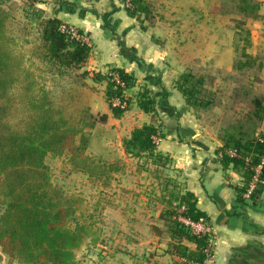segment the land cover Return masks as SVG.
Returning <instances> with one entry per match:
<instances>
[{
    "label": "rangeland",
    "instance_id": "rangeland-1",
    "mask_svg": "<svg viewBox=\"0 0 264 264\" xmlns=\"http://www.w3.org/2000/svg\"><path fill=\"white\" fill-rule=\"evenodd\" d=\"M23 1L10 0L2 5L12 17L10 29L21 33L26 18L22 15ZM78 1L85 4L89 15H97L100 26L105 24L104 29L111 32L114 25L108 22L113 23L112 8L117 5L126 10L131 6L130 0ZM133 6L138 31L141 29L148 34L138 39L134 50L130 46L118 47L116 31L114 39L107 38L109 43L100 41L99 36L98 43L104 46H96L87 32L68 24L76 30L77 40L89 48L85 62L75 72L85 70L88 74L78 82L73 78L72 86H67L65 93L53 90L57 96L55 102L65 105L69 115L87 109L91 117L85 119L95 120L93 127L84 128L90 135L85 153L104 162L108 177H89L76 171L64 155L47 156L46 163L52 183L78 201L75 221L90 232L75 253V264H193L194 261H183L176 253L178 244L189 241L179 242L172 236L175 223L182 224L178 220L179 204L187 187L182 186V169L177 159L168 155L167 160L154 163L150 158L128 155L124 152L123 140L133 128L143 124L157 126L161 122L164 126L178 120L181 125L194 126L186 130L209 148L206 156L210 159L215 148L219 150L223 139H228L230 134H238L243 140L264 134V122L254 116L255 98L260 99L264 108V0H137ZM243 6H249L245 12L240 10ZM250 6L255 8L251 10ZM25 38L23 49L27 56L35 58L32 32ZM143 47L147 48L143 50ZM119 52L135 69L125 67L126 73H134L133 83L123 89L121 103L125 109L119 117H114L109 107L107 78L97 79L96 74L110 75L111 80H116L115 69L125 65ZM159 56L168 63L174 80L180 73L187 72L200 77L198 95L208 100L206 105L179 108L182 99L171 84L173 79L158 82V70L163 63L153 66L151 62H156ZM66 79L69 78L64 75L60 83H65ZM145 89L147 94H157L156 100L178 109L174 113H142L138 99ZM168 91L173 95L160 96ZM111 100L115 104L120 101ZM103 114L105 120L101 119ZM161 137L153 136L155 150L166 152L169 147ZM216 139L220 140V147H215ZM214 157L221 162L220 153ZM203 219L206 224L207 218ZM0 264L18 263L0 252Z\"/></svg>",
    "mask_w": 264,
    "mask_h": 264
},
{
    "label": "trees",
    "instance_id": "trees-1",
    "mask_svg": "<svg viewBox=\"0 0 264 264\" xmlns=\"http://www.w3.org/2000/svg\"><path fill=\"white\" fill-rule=\"evenodd\" d=\"M9 1L0 0V252L18 264H75V253L90 232L75 221L78 201L50 180L46 157L64 155L74 170L89 177H108L104 162L85 153L90 135L84 128L93 127L95 120L85 119L86 116L91 117L87 109L69 115L65 105L55 102L57 96L53 92L60 89L65 93L72 86L73 78L78 82L87 76L88 71H75L82 67L89 48L61 30L62 26L69 25L56 17L46 16L36 6V0H24L22 3V15L26 17L22 33L10 29L12 17L2 7ZM130 1L131 6L126 11L133 15L136 10L133 4L137 0ZM248 7L243 6L241 12ZM250 7L251 10L255 8ZM29 31L35 38V58L27 56L23 49ZM115 72L119 82L111 80L110 75L97 73L96 76L97 79L107 78L109 107L112 115L119 117L125 108L113 106L110 99L116 97L124 101L123 89L133 83V78L121 68H116ZM64 75L69 79L62 84L60 81ZM198 77L196 73L187 72L171 80L187 107L199 108L208 102L198 95ZM47 79L50 80L48 84ZM146 92L147 89L138 99V107L143 112L176 111L171 105L156 100L157 94ZM160 96L166 97V94ZM254 104V116L264 122L260 99L255 98ZM105 118L103 114L101 119ZM161 125L160 122L157 126L143 124L133 128L123 140L124 152L150 158L154 163L167 160L166 155L155 150L153 141V136H163ZM177 130L179 135L180 132L190 134L186 129ZM238 133L241 134L239 129ZM262 139V133L249 140H243L238 134L228 135L217 152L221 155V163H232L234 168L242 171L248 183L254 167L264 157ZM227 149L234 155L229 156ZM263 174L264 164L258 180ZM180 205L185 207L183 214L193 220L206 217L189 191L181 194ZM175 224L172 236L177 241L184 239L196 244V251H188L178 244L176 253L185 261H203L207 236L190 234L187 227L179 222Z\"/></svg>",
    "mask_w": 264,
    "mask_h": 264
},
{
    "label": "crops",
    "instance_id": "crops-1",
    "mask_svg": "<svg viewBox=\"0 0 264 264\" xmlns=\"http://www.w3.org/2000/svg\"><path fill=\"white\" fill-rule=\"evenodd\" d=\"M36 1L37 6L47 16L56 17L62 23L74 24L80 30L87 32L96 46H104V43H98L99 36V40L104 42L109 38L114 39L112 36L116 35V32L120 36V38L119 36L117 38L118 41H115L118 47L130 46L133 50L138 45V39L146 38L147 33L141 29L138 31L135 24L136 11L133 15H130L124 8L114 6L112 8L113 23L108 22L109 25H114V27L112 26L114 30L111 32V29L109 31L106 28L104 29L105 24L100 26L96 18L97 15H95L96 17L89 15L88 8L85 4L84 6L80 4L78 0H73L75 1L74 4H70L72 0H69V3L68 0ZM92 12L96 14L94 11ZM147 40H150V36H147ZM146 48L143 47L142 49L145 50ZM119 54L121 55L120 52ZM121 56L125 59L122 62V64L125 63L124 68L121 69L125 71L126 65H129V68L132 69L131 61L127 60L125 55L122 54ZM157 58L156 62L152 61L151 63L153 66H156L155 63H163L158 70L160 74L157 77L158 82L166 78L173 79L174 74H170L168 71L170 68L168 63L160 60V56ZM110 61L111 63L115 62L114 60ZM105 63L110 62L106 61ZM129 73L134 74L133 72ZM170 95H173V92L168 91L166 96ZM182 103L180 109L184 107L183 99ZM139 110L145 113L140 108ZM161 126L162 137L165 138V144L169 148L166 151L168 154L162 152L164 150H158V152L163 155L167 154L166 156L169 155L171 159H174V157L177 159L176 163L182 169V172H180L183 177L182 186H187L182 193L185 191L191 192L196 198L197 207L205 213L207 218L206 224L210 229V233L206 235L205 247L208 243L211 244L212 251V261L209 264H264V174L257 181L256 187L249 197H245L244 194L251 179L247 183L242 171L234 168L232 163L223 165L218 162L217 158L214 157L217 154V148L211 154V160L208 159L206 152L209 151V148L204 146L198 138H195L193 132L189 135H183L181 132L179 135L177 132L178 126H181V130L194 126L181 125L178 120ZM220 146V140L216 139L215 147ZM185 182L187 183L185 184ZM181 243L183 244V246L180 244L181 247H185L188 251H196L195 242ZM174 256L173 259L176 260Z\"/></svg>",
    "mask_w": 264,
    "mask_h": 264
},
{
    "label": "built area",
    "instance_id": "built-area-1",
    "mask_svg": "<svg viewBox=\"0 0 264 264\" xmlns=\"http://www.w3.org/2000/svg\"><path fill=\"white\" fill-rule=\"evenodd\" d=\"M61 30L67 32L69 34L70 37H73L75 39H78V35L76 34V30L74 31V29L72 27H65L62 26ZM118 77L116 78V82L118 81ZM116 99V98H114ZM118 100H120V98H117ZM122 100H120L117 104L114 103V101L112 102L111 100V104L113 106H121L122 107ZM123 108V107H122ZM262 142H264V140H260ZM229 156H233L234 152L233 151H228L226 152ZM264 164V157H261L259 162L257 163V165L254 167L253 171V175L252 178L250 180V184L244 194L245 197H249V195L252 193V191L254 190V188L256 187V183L258 181L259 178V174L261 172V169L263 167ZM179 207H181V210L178 212V216H180V219H178L185 227H187L188 229H190L192 231L193 234L197 235V236H203V235H208L210 233V230L208 228V226L205 224L204 219L202 217L198 218L197 220H193L191 218H189L188 216H185L183 214L185 207L184 205H180ZM203 254H204V260L202 262H193V264H209L212 261V251H211V244H207V246L203 249Z\"/></svg>",
    "mask_w": 264,
    "mask_h": 264
},
{
    "label": "bare ground",
    "instance_id": "bare-ground-1",
    "mask_svg": "<svg viewBox=\"0 0 264 264\" xmlns=\"http://www.w3.org/2000/svg\"><path fill=\"white\" fill-rule=\"evenodd\" d=\"M155 138V137H154Z\"/></svg>",
    "mask_w": 264,
    "mask_h": 264
}]
</instances>
